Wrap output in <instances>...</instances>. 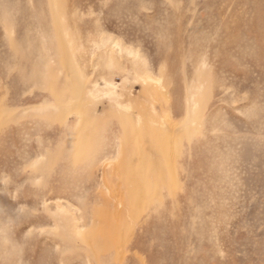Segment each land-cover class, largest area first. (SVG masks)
Wrapping results in <instances>:
<instances>
[{
	"label": "rangeland",
	"instance_id": "obj_1",
	"mask_svg": "<svg viewBox=\"0 0 264 264\" xmlns=\"http://www.w3.org/2000/svg\"><path fill=\"white\" fill-rule=\"evenodd\" d=\"M0 264H264V0H0Z\"/></svg>",
	"mask_w": 264,
	"mask_h": 264
}]
</instances>
